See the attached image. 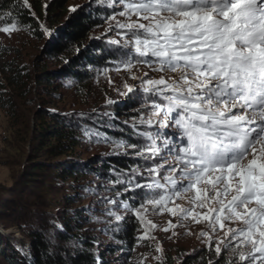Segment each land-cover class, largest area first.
<instances>
[{
	"label": "snow or ice",
	"instance_id": "obj_1",
	"mask_svg": "<svg viewBox=\"0 0 264 264\" xmlns=\"http://www.w3.org/2000/svg\"><path fill=\"white\" fill-rule=\"evenodd\" d=\"M99 2L113 10L106 17V32L116 33L107 41L115 46L107 53L110 63L140 81H125L120 95L132 99L142 94L150 101L131 121L96 109L66 114L98 125L93 131L85 124L81 131L90 140L110 143L111 154L143 158L144 166L110 169L116 178L108 190H120L102 197L106 214L118 225L126 216L114 209L122 208L143 226L149 210L167 212L177 223L169 219L166 232L184 226L180 221L205 222L208 230L202 229L197 238H206L209 251L215 242L218 258L230 249L229 264L233 258L234 264H264V0ZM23 6L35 16L29 0ZM8 18L12 22L0 25V32L11 35L19 30L18 21L11 13ZM40 27L50 34L44 24ZM139 64L161 75L149 78L145 72L138 77L131 70ZM108 71L100 69L97 76ZM115 103L107 99L105 106ZM122 125L148 143H131L123 135L110 138L100 131L108 127L122 132ZM181 193L190 194V207L175 203ZM148 225L156 227L151 221ZM147 238L145 231L137 240ZM156 251H163L159 244ZM47 255L54 256V250ZM27 259H33L30 251Z\"/></svg>",
	"mask_w": 264,
	"mask_h": 264
},
{
	"label": "rangeland",
	"instance_id": "obj_2",
	"mask_svg": "<svg viewBox=\"0 0 264 264\" xmlns=\"http://www.w3.org/2000/svg\"><path fill=\"white\" fill-rule=\"evenodd\" d=\"M74 6L86 8L93 6L101 10V24L93 30L92 34L94 37H101L107 45V51L113 49L115 46L107 43L109 37H116L115 31L106 32L108 28L106 17L113 14V10L107 6V3H100L99 0H68V10L70 11V8ZM0 17H4L3 20H0V25L11 23L4 14L0 13ZM119 19L123 20L124 18L119 17ZM18 29L13 31L11 35L0 32V193H10V195L11 189L16 183L26 180L33 165V161L30 160L36 158L35 145L30 142L36 140L34 136L37 133L33 134L35 131L33 120L42 107L64 112L89 113L96 109L98 112L112 111L119 114V110L116 108L125 104V110L116 116L119 121H131L133 114L139 115L136 110L140 109L142 104L150 103V101L143 99L142 94L132 99L120 95V92L126 91L123 87L125 81L137 85L140 81L131 79V74L127 70L121 68L117 71L116 64L110 63L112 57L102 66L86 67L87 72L90 73L86 85L72 84L70 79H64V77L54 78L49 86L38 84L37 79L42 69L58 72L64 61L50 57L46 53L49 35L44 33L45 35L38 37L33 29L20 25H18ZM103 68H108L109 71L104 75L97 76V71ZM17 71L25 74L23 81L19 84L13 79ZM131 72L138 77L145 72L149 73V78H159L161 75L159 72L151 71L144 64L134 66ZM168 75L176 76L178 74L168 73ZM109 78L112 81L111 84L108 82ZM107 99H112L116 103L106 107ZM106 128L108 127H102L100 131L107 133ZM108 129L113 130V128ZM95 130L93 129V131ZM122 132L127 131L122 128ZM107 135L116 139L121 137L109 133ZM87 140L81 141L75 148L74 154L81 160L96 161L101 156H116L111 154L113 147L110 143L97 142L95 138L91 140L87 138ZM131 140V143H148L143 138H134L133 133ZM43 156L38 158L39 162L45 161ZM119 156L130 158L129 170L144 166L143 158L132 155ZM157 163L160 161L157 160ZM47 164L51 165L53 161H47ZM95 166H99V164L96 163ZM48 172L32 171L33 180L28 181V185L31 186L33 192H26L29 195L28 198L35 202L31 203L36 207L31 212L35 213L39 208L38 205L46 200H49L48 210L54 211L58 216L61 215V219L64 216H72L75 210H81L83 216L89 218L92 223L87 226V230L96 237L94 249L104 253L105 258L111 264H181L183 260L198 255V252L206 254L207 263L211 259L215 264L218 259L219 264H229L230 258H232L230 249H224L222 256L218 258L214 251L215 242H213L212 251H209L205 243L206 238H197V234L202 229L208 230L205 222L195 224L190 220L180 221L184 226L169 229L166 232L163 229L167 226L169 219L173 223H177L176 218L171 217L167 212L160 213L158 210H149L142 226L130 212L126 214L122 208H115L114 211L118 214L126 216L125 220L117 225L114 217L106 214L107 205L102 197L114 196L115 191L120 189L109 191L108 189L111 188L110 180L104 179L107 177L88 176L83 182L77 179L63 184L53 179L50 171ZM112 176L113 179L116 178L114 175ZM85 183L89 184L86 189V197L76 202L64 201L68 193L77 194L79 188L75 186ZM181 197L176 199L175 203L190 207V194L181 193ZM169 206H173L171 202ZM11 211L5 208L4 203L0 204V214L11 215L9 217H12ZM32 217L33 214H29L25 219L31 220ZM130 218L137 223L138 227L134 245L126 247L121 243L118 235H120L123 223ZM13 221L15 220L13 219ZM109 221L112 222L111 226ZM148 221H151L156 227L151 228ZM2 224L0 219V264H29L30 260L27 259V254L31 248L30 240L22 235L18 226L11 225L5 228ZM115 227H119V232L113 231ZM145 231L148 238L138 241L137 237L144 234ZM173 232L176 235H173ZM216 235L222 236V233L218 232ZM157 244L163 249L162 252L156 251ZM154 257H159V259H154Z\"/></svg>",
	"mask_w": 264,
	"mask_h": 264
},
{
	"label": "trees",
	"instance_id": "obj_3",
	"mask_svg": "<svg viewBox=\"0 0 264 264\" xmlns=\"http://www.w3.org/2000/svg\"><path fill=\"white\" fill-rule=\"evenodd\" d=\"M29 3L35 16L23 6V0H0V13L12 22L8 18V14L11 13V17L18 21V25L30 27L38 37L45 35L41 24L49 30L46 53L50 57L61 59L64 64L58 72L42 69L37 83L49 86L54 78L64 77L70 79L72 84H88L90 73L86 67L102 66L111 58L101 37L94 38L92 34L101 24V10L88 6L78 7L72 12L67 8L68 0H29ZM46 4L47 8L44 7ZM22 74L21 71L14 74L13 79L16 83L23 81L25 74ZM116 109L121 114L125 110V104ZM37 113L33 120L35 126L33 134L37 133L33 136L36 140L30 142L35 145L36 158L30 160L33 161V165L27 174V181L16 183L11 189V195L0 193V204L4 203L5 208L13 211L12 217L0 214L2 226L5 228L11 225L18 226L22 235L30 240L33 259L29 264H98V260L102 261V264H111L104 253L94 249L96 237L87 230V226L92 223L89 218L83 216L81 210H75L72 216H64L61 219V215L58 216L54 211L48 210L49 200H46L39 204V208L33 213L31 210L36 207L31 203L35 202L28 198L26 192H33L28 185V181L33 180L32 171H50L52 178L63 184L77 179L83 182L86 177L96 175L112 180L110 169L129 170L130 158L108 155L98 157L96 161L81 160L74 154L81 141L88 138L81 128L87 124L96 129L98 125L93 124L92 120L66 115L81 112H64L42 107ZM122 128L128 133L108 128L106 131L114 136L123 135L130 141L133 131L125 125H122ZM42 155L45 161L39 162L38 158ZM47 161H53V164H47ZM96 163L99 166H95ZM75 187L79 188L77 194L68 193L64 198L65 202H76L86 197L89 184H79ZM29 214H33L31 220L25 219ZM137 227L132 218L123 223L118 237L126 247L134 245ZM50 250H54V256L47 255ZM205 257L204 252H198V255L183 260L181 264H206Z\"/></svg>",
	"mask_w": 264,
	"mask_h": 264
}]
</instances>
